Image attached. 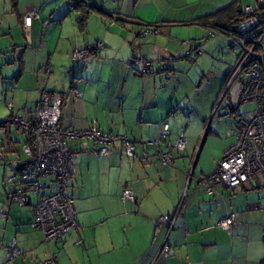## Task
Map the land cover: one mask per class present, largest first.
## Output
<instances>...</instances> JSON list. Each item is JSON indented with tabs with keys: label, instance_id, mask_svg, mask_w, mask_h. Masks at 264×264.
Segmentation results:
<instances>
[{
	"label": "crops",
	"instance_id": "crops-1",
	"mask_svg": "<svg viewBox=\"0 0 264 264\" xmlns=\"http://www.w3.org/2000/svg\"><path fill=\"white\" fill-rule=\"evenodd\" d=\"M70 1L0 0V119L8 101L14 111L32 113L46 88L64 94L66 126H95L137 142L166 134L165 149L183 135L186 148L172 166L164 167L152 147L146 159L140 147L135 157L124 156L119 146L99 156L91 141L82 146L70 140L79 227L60 241H46L43 230L33 225L37 197L21 206L4 184L21 155H11L18 152L11 125L0 126L5 155L0 160V263L7 261L6 248L15 243L24 254L6 264H38L52 253H57V264H262L264 237L253 232L259 223L264 225L262 179L257 176L236 188L216 184L212 193L202 181L233 142L240 103H228L235 111L225 118L231 129L213 128L208 112L201 111L210 108L212 98L208 103L207 98H192L180 71L187 66L181 38L203 40L206 28L217 30L222 32L216 39L218 50H227L222 48L229 42L228 31L199 19L228 6L243 15L245 6H258L257 0H94L99 9L91 10L85 30ZM228 15L220 19L228 20ZM145 26L158 33L135 45ZM98 41L103 44L93 47ZM91 46L84 61H74L76 49ZM137 56L152 60L154 71L137 73L141 65L132 62ZM214 107L213 102L211 111ZM49 181L43 178L45 185ZM125 188L133 189L136 201L122 199ZM174 212L178 215L171 230L159 225L162 215ZM230 214L236 219L232 229L218 227ZM165 243L171 246L168 256L162 252Z\"/></svg>",
	"mask_w": 264,
	"mask_h": 264
},
{
	"label": "built area",
	"instance_id": "built-area-1",
	"mask_svg": "<svg viewBox=\"0 0 264 264\" xmlns=\"http://www.w3.org/2000/svg\"><path fill=\"white\" fill-rule=\"evenodd\" d=\"M85 1L88 10L98 6L94 0ZM257 2V7L245 6L244 18L239 23L237 32L227 33L231 37V45L237 44L241 51L221 97L222 100L231 84L242 76L239 103L254 102L256 108L237 115L233 142L224 151L215 168L203 176L202 181L209 193L214 191L216 184L236 188L257 176L264 184V0ZM31 15L37 17L38 11L32 10ZM151 33H158V29L148 26L140 29L136 34L137 43L141 45L143 39ZM213 35L214 31H211L209 37ZM184 43L189 47L185 57L190 60H194L203 52L195 40ZM102 44L97 42V46ZM88 55L87 49H76L73 59L75 62L83 61ZM132 62L141 65V70L137 73L154 71L153 61L149 58L137 56ZM49 72L48 68L46 73ZM63 104L62 92L42 88L32 113L14 111L12 101H8L7 107L11 116L6 121L0 120V126L14 125L24 136L23 156L12 163L13 167L10 173L5 175L4 184L9 188V196L21 206L30 203L32 195L37 197L33 206V225L43 230L46 241H60L79 227L70 180L75 163L70 140H79L82 146L91 141L95 153L99 156H108L119 146L128 157H135L140 147L141 158L146 159L150 157L152 147L154 155L164 167L172 166L176 155L186 148L183 135H180L175 143H169L165 149L162 142L166 134L151 141L137 142L125 134L102 131L95 126L85 129L71 128L64 125ZM234 114L233 107L228 105L223 118H230ZM0 160H5L1 150ZM43 178L50 179L47 185L43 183ZM44 187L48 189L47 192H43ZM122 199L136 201L133 189L125 188ZM177 215L178 212L162 215L159 225L167 226L171 230L175 226ZM235 223V214H230L221 218L217 226L231 230ZM77 243L81 244L83 240L79 239ZM162 252L168 256L171 246L165 243ZM23 254L15 243L7 247V261ZM38 264H57V253L50 254Z\"/></svg>",
	"mask_w": 264,
	"mask_h": 264
},
{
	"label": "rangeland",
	"instance_id": "rangeland-1",
	"mask_svg": "<svg viewBox=\"0 0 264 264\" xmlns=\"http://www.w3.org/2000/svg\"><path fill=\"white\" fill-rule=\"evenodd\" d=\"M195 32V31H194ZM216 35L222 34V32L214 30ZM210 34V30L206 28V39L199 40L197 36H187L184 38H181L182 41H189V40H196L197 43L200 42L202 49V55H199V57L194 58V60H190L188 58H184L186 61L187 66L181 67L180 71L182 74V79L184 80L185 86L188 89V92L192 94V98L200 99L203 102L207 98V103L209 98H212V102L209 106L205 107L204 110L208 112L207 120L208 124L213 125V128L219 127V128H230V121L228 119L223 118V115L226 111V108L228 106V103L232 102L233 105L237 106L239 99V90L241 85V78L240 76L237 80H235L230 88L228 89L225 97L221 100L224 88L228 84L227 80L223 86H221V83H223L224 75L226 70L233 66L234 69V63L236 61L237 54H240L241 48L236 44L235 46H230L229 42L231 43V37L229 34H226L229 38V42L227 46L223 45L222 49H227L224 51V53H220V44L218 43L219 40L216 41V39L220 38V35L216 38L215 36L208 37ZM202 41V42H201ZM135 45H138L137 42H135ZM182 55H185L186 50L189 48L184 43H182ZM238 60V59H237ZM200 67V69H199ZM232 69V71H233ZM232 74V72H231ZM231 74L228 76V81L231 76ZM11 82V81H10ZM214 88V89H213ZM218 96V97H217ZM205 97V98H204ZM217 97V99H216ZM215 103L214 109L211 111L212 103ZM8 103V102H7ZM7 106V104H6ZM256 108V103L250 102V103H243L240 104L239 109L241 112L254 110ZM8 107L6 108V110ZM10 110L8 109L6 114L3 116V119H6L9 114ZM12 128V135L13 138L16 140L15 143V149L18 151L16 153H11L14 157L18 158L20 155L23 156L22 151V143L24 140V136L16 131V128L14 125H11ZM124 156H127L123 152ZM2 161V160H1ZM254 235H259L264 237V225L262 223H259L258 226H256L253 229ZM7 249V248H6Z\"/></svg>",
	"mask_w": 264,
	"mask_h": 264
},
{
	"label": "trees",
	"instance_id": "trees-1",
	"mask_svg": "<svg viewBox=\"0 0 264 264\" xmlns=\"http://www.w3.org/2000/svg\"><path fill=\"white\" fill-rule=\"evenodd\" d=\"M16 1L17 0H13V3L16 4ZM69 6H70V9H71V7H73V9L80 11V15L78 16V24H79L81 30H85L86 25H87V19H88V16H89L91 10L99 9V7L97 5H95V6H93V8L91 10H88V5L86 4L85 0H71L69 3ZM225 14H229L228 20L220 19L223 15L225 16ZM243 18H244V14L243 15L239 14V12H237V10L235 11L233 9V6H228L227 8H224V9H222V10H220V11H218L212 15H208L204 18L199 19V21L204 23L205 25H208V26L212 25V26L224 28L227 31L237 32L238 27H239V23L242 21ZM198 46H200V45L198 44ZM93 47H99V46H97V44H96ZM93 47L91 46V47H87V48H83V49H87L88 53L90 54L93 50ZM231 72H232V70L230 71L229 75L231 74ZM10 116H11V114H9L6 119H0V120L6 121L7 119L10 118ZM262 264H264V261H262Z\"/></svg>",
	"mask_w": 264,
	"mask_h": 264
}]
</instances>
